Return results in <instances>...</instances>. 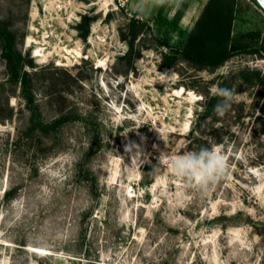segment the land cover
Instances as JSON below:
<instances>
[{
    "label": "rangeland",
    "instance_id": "374dc122",
    "mask_svg": "<svg viewBox=\"0 0 264 264\" xmlns=\"http://www.w3.org/2000/svg\"><path fill=\"white\" fill-rule=\"evenodd\" d=\"M51 1L0 0L28 72L25 88L11 80L0 36V264H264V11L238 2L235 35L252 38L222 65L169 68L163 53L208 0H191L178 27L184 0ZM82 15L95 18L86 40ZM131 18L151 29L133 67ZM225 87L235 95L219 117ZM201 147L229 165L203 191L159 159Z\"/></svg>",
    "mask_w": 264,
    "mask_h": 264
},
{
    "label": "trees",
    "instance_id": "16d2710c",
    "mask_svg": "<svg viewBox=\"0 0 264 264\" xmlns=\"http://www.w3.org/2000/svg\"><path fill=\"white\" fill-rule=\"evenodd\" d=\"M257 5L255 0H252ZM191 0H184L181 8L175 15L172 23L179 26V23L190 5ZM236 0H208L193 29L185 33L186 37L181 42L176 51H167L163 53L162 65L164 67H174L180 59L190 61L197 65L216 68L227 61L235 52L248 46V36H234L233 23L235 20ZM258 6V5H257ZM259 7V6H258ZM260 8V7H259ZM95 18L88 15H82L77 29L80 31V37L86 40L90 34V25ZM149 26L144 21L131 18L128 24L127 33L122 34V39L128 43V51L124 55V59L133 67L134 60L143 56L142 49L136 47V40L140 35L145 36L149 30ZM148 30V31H147ZM0 36L6 39L4 45V58L8 62L11 71V80L21 83L25 88L27 86L28 72L23 71V58L21 53L14 49L10 34L0 27ZM160 46L169 48V43L162 40L159 36L151 34ZM142 37L140 38V41ZM238 40H242L241 42ZM146 46H144L145 48ZM248 50V49H246ZM264 50V46H262ZM255 52L260 51L255 49ZM60 120L52 125L39 124V128L43 132H49L50 127H56L60 124ZM9 195V193H7Z\"/></svg>",
    "mask_w": 264,
    "mask_h": 264
},
{
    "label": "clouds",
    "instance_id": "9594fccd",
    "mask_svg": "<svg viewBox=\"0 0 264 264\" xmlns=\"http://www.w3.org/2000/svg\"><path fill=\"white\" fill-rule=\"evenodd\" d=\"M214 95L220 99L214 105L213 112L223 117L230 111L235 93L225 87L214 89ZM159 159L167 160L172 174L184 181L186 186L201 191L223 179L229 167L225 155L209 147L176 155L161 153Z\"/></svg>",
    "mask_w": 264,
    "mask_h": 264
},
{
    "label": "crops",
    "instance_id": "0c3cea01",
    "mask_svg": "<svg viewBox=\"0 0 264 264\" xmlns=\"http://www.w3.org/2000/svg\"><path fill=\"white\" fill-rule=\"evenodd\" d=\"M240 0H237L236 1V5L235 6H237L238 5V2H239ZM191 10V7H188L187 8V10L185 11V13H184V15H183V17H182V20H186L185 18H187V13L189 12ZM237 10L235 9V20L237 19ZM200 16V15H199ZM199 16L198 17H196L195 18V23H196V21L198 20V18H199ZM234 20V21H235ZM187 22V21H186ZM195 25V24H194ZM232 34L235 36V32H234V23H233V31H232Z\"/></svg>",
    "mask_w": 264,
    "mask_h": 264
},
{
    "label": "bare ground",
    "instance_id": "6f19581e",
    "mask_svg": "<svg viewBox=\"0 0 264 264\" xmlns=\"http://www.w3.org/2000/svg\"><path fill=\"white\" fill-rule=\"evenodd\" d=\"M50 3H51V5H53V1L50 0ZM29 40H31V38H29ZM67 51H68V49H67ZM41 54H42V50H41V49H37V50H36V55H41ZM192 96H193V94L190 93V94H189V97L186 98V99L191 100V99H192ZM188 127H189V123L186 122V123L184 124V128H188Z\"/></svg>",
    "mask_w": 264,
    "mask_h": 264
},
{
    "label": "water",
    "instance_id": "95a60500",
    "mask_svg": "<svg viewBox=\"0 0 264 264\" xmlns=\"http://www.w3.org/2000/svg\"><path fill=\"white\" fill-rule=\"evenodd\" d=\"M257 5L260 7L262 11H264V0H255Z\"/></svg>",
    "mask_w": 264,
    "mask_h": 264
}]
</instances>
